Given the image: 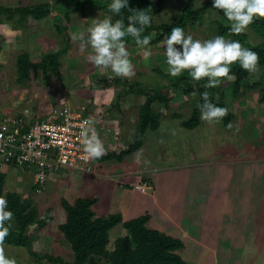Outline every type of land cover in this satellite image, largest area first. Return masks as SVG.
Wrapping results in <instances>:
<instances>
[{
	"label": "rangeland",
	"instance_id": "rangeland-1",
	"mask_svg": "<svg viewBox=\"0 0 264 264\" xmlns=\"http://www.w3.org/2000/svg\"><path fill=\"white\" fill-rule=\"evenodd\" d=\"M62 1L0 0V5L8 7L39 3H48L52 7L49 15L41 19L29 15L23 21L18 17V20L11 22L0 14V119L5 114L10 116L22 113L30 121L36 120L56 106L60 97H64L69 99L70 103L82 107L98 121L105 120L102 122L103 130L108 131L110 127V131H115L116 135L121 133L120 140L123 144L112 146V151L120 153L135 140L141 104L145 100V95L138 91L126 92L127 86H168V65L163 55L164 40L151 43L152 55L148 59L143 57L142 47L136 43H128L129 58L135 75L130 78H117L111 70L104 71L92 65L88 60L92 49L81 48L79 41L71 39L73 32H86L91 20L97 16L102 18L108 10H91L87 4L83 9L81 7L72 10L67 7V11H59L57 5ZM204 1L207 0H195L194 7L202 5ZM186 2L188 0L165 1L161 11L154 15V20L173 21ZM215 19L223 23L228 22L221 12L210 7L203 25L195 28L187 26L185 30L194 38L206 39L216 34ZM14 23L17 24L14 26ZM22 24L24 25L21 26ZM59 24L65 26L71 41L67 54L61 58L60 72L51 75L50 86L35 79L28 85L19 84L15 65L17 56L27 49L33 59H41L45 52L62 48L65 40L57 27ZM246 32L250 41L261 40L252 28L248 27ZM255 73L262 76L255 75L248 79V82L254 81L255 78L261 79L264 87V68H258ZM263 92L258 85L254 90L246 89L245 94L236 95L226 84L225 96L236 115L230 123L231 126H227L222 120L208 123L200 119L198 125L188 127L184 126L182 121L190 117L198 96L184 95L180 89L169 86V102H156L154 105V109L160 114L158 128H149L144 143L123 156L122 160L115 157L116 159H107L97 164V168L103 171H123L126 167L138 175L144 174L148 184L143 185H147V190L142 191L147 193L146 195L151 194L148 192L149 184H152L153 188L157 185L156 189L162 201H166L161 206H166L165 209L169 212L175 211L174 215L184 224L182 232L177 231L178 235L175 236L182 238L185 243L184 248L179 251L186 261L185 264H264ZM111 125L118 126L119 130ZM102 139L106 141L105 136ZM252 159H255L254 164ZM221 163L235 167L234 174H229L226 187L218 182L214 186V172ZM64 170L69 172L68 169ZM33 171L15 166L0 167V172L4 173L3 195L8 192L19 193L23 200L33 203L39 217H44L46 211L51 208L53 218L50 222L43 228H38L35 224L29 225V230L26 231L32 236L33 249L39 253L58 255L68 261L74 259L72 248L59 228L62 213H65L62 200H68L63 188L68 183L71 184L75 196L97 198L93 208L98 215L120 213L124 217L128 214V206L134 205V183L131 187L119 186L117 190L122 195L120 192L117 193L120 196L115 194L114 199L109 202L106 198H98L108 187L103 180L106 177L94 175V169L88 172L74 167L70 172H75L76 175H79L78 171L91 174L99 180L93 182L84 178L74 179L71 175L57 192H52L55 187L52 182H48L41 193L32 189ZM124 191L128 192L127 196H124ZM217 197L221 199L218 198L214 203ZM69 198L74 200L72 196ZM167 203H170V207ZM145 214L152 222V226L148 223L149 227L157 228L154 220L156 221V217L162 215V212L146 208L139 216ZM162 226L165 227V224ZM12 227L17 228L14 217ZM201 229L206 233L207 244L196 239L200 238ZM122 233V223L113 228L109 248H113L114 238ZM5 251L6 255L16 259L17 264H40V261L42 264H54L45 258L39 261L24 246L5 243Z\"/></svg>",
	"mask_w": 264,
	"mask_h": 264
},
{
	"label": "trees",
	"instance_id": "trees-1",
	"mask_svg": "<svg viewBox=\"0 0 264 264\" xmlns=\"http://www.w3.org/2000/svg\"><path fill=\"white\" fill-rule=\"evenodd\" d=\"M165 1L167 0H130V6L133 9H146L151 12L152 23L145 28L142 35L151 34V43L153 44L164 40L173 26L179 25L185 29L187 26L195 28L203 25L206 14L209 8L212 7V1H204L202 5L194 7L195 0H188L179 9L178 16L173 21L156 22L154 15L161 11ZM110 3L111 0H63L57 5V9L59 11H67V7H70L72 10H78L81 7L83 9L89 4L91 10H108V4ZM51 10L52 7L48 3L21 7L0 5V14L4 15L6 20L11 22L14 19L18 20V17L23 21L29 15L34 16L36 19L45 18ZM218 11L222 13V10ZM131 14V12L125 10L121 17L113 16V22L122 19L127 24V19ZM214 22L217 23V26L214 28L216 30L215 35L228 36L231 39L241 41L243 46L252 48L259 54L258 68H264V18L256 19L248 26L261 37V40L254 42L250 41L247 32L240 34L229 33V22L223 23L217 19ZM17 23H14V26ZM57 27L63 33L65 40V45L62 48L45 52L41 59H33L27 49L22 50L17 56L15 65L19 84L28 85V83L35 79L50 86L51 75L60 72L61 58L67 54V51L71 47V41L65 26L59 24ZM127 42L135 43L132 38H128ZM231 72L233 74L232 79L221 78L223 82L215 88L206 89L204 87L206 78L201 81L191 80L187 70L175 77L166 73V76L169 78L167 87L155 85L136 87L134 84L128 85V89H125L126 92L138 91L145 95V100L141 104L135 140L127 148L122 149L120 153L109 151L99 160L104 161L115 157L118 160H122L123 156L136 150L144 143L146 131L149 128L156 129L159 126L160 114L154 109V105L156 102L165 104L169 102V86L180 89L184 95L191 94L195 96L196 94L198 96V101L194 105L190 117L182 121L184 126L194 127L200 123V113L197 103L202 102L200 94L206 90L209 92V98L213 103L228 109L227 115L221 120L229 126L236 115L231 110L225 96V85L228 84L236 95L245 94L246 89L254 90L258 85L264 90L261 79L255 78L254 81L248 82V79L255 77L256 73H249L247 70L242 69L238 63L232 65ZM256 76L261 77L262 75L257 74ZM262 99H264V92ZM50 109L44 113V116L49 113ZM6 116L8 115L5 114L1 118ZM10 116L22 119L26 123V127H29L30 122H28L29 119L25 114H12ZM42 117L39 116L38 118ZM31 121H34V119ZM3 186L4 173L0 172V194L2 195ZM4 195L7 197L8 207L13 211L14 218L17 221V228H11L9 235L5 237L4 243L27 247L29 253L37 257L39 261L45 258L48 262L54 264H185L186 262L179 252L185 246L183 239L149 227V216L147 214L128 220H124L120 213L98 215L93 208L97 199L96 197H79L73 203H70L66 199L62 200L66 219L60 223L59 228L72 248L74 255L72 261L65 260L58 255L39 253L33 249L32 236L26 231L29 230V225L35 224L38 228H43L50 222L53 218L51 208L46 211L44 217H39L38 210L34 207L33 203L30 200H23L19 193L8 192ZM121 223L124 233L115 237L113 248H109L112 230L116 225ZM40 264H42L41 261Z\"/></svg>",
	"mask_w": 264,
	"mask_h": 264
},
{
	"label": "clouds",
	"instance_id": "clouds-1",
	"mask_svg": "<svg viewBox=\"0 0 264 264\" xmlns=\"http://www.w3.org/2000/svg\"><path fill=\"white\" fill-rule=\"evenodd\" d=\"M212 8L222 10L223 16L229 22L228 32L231 34L246 32L254 20L264 18V0H212ZM125 10L132 13L127 24L122 19L113 22V16L121 17ZM151 23L152 15L149 10L133 9L130 0H111L108 12L102 18H93L86 32L75 31L71 39L79 41L81 48L92 49L88 60L96 68L111 70L117 78H130L135 75V70L129 58L128 38H132L137 46L143 48L142 55L148 59L152 55V36L142 33ZM177 45L181 47L178 48ZM163 55L169 75L179 76L187 70L193 81L206 78V89L219 86L223 82L221 78L232 79L231 67L234 63H238L249 73L257 72L259 65V54L252 48L243 46L241 41L221 34L206 39L194 38L179 25L173 26L164 39ZM200 95L202 102L197 103V108L201 120L217 123L227 115L228 109L213 103L207 90ZM88 125L89 121H83L80 133L84 152L93 160L102 159L106 155L104 143L95 128ZM33 180L34 173L32 189L41 193L45 186L42 191H37ZM13 217L14 213L8 207L6 195L0 194V264H17L14 257L6 255L4 243L12 228Z\"/></svg>",
	"mask_w": 264,
	"mask_h": 264
},
{
	"label": "built area",
	"instance_id": "built-area-1",
	"mask_svg": "<svg viewBox=\"0 0 264 264\" xmlns=\"http://www.w3.org/2000/svg\"><path fill=\"white\" fill-rule=\"evenodd\" d=\"M59 102L46 116L29 120V127L12 116L0 119V167L33 169L37 191H42L50 175L61 169L92 170L93 159L84 152L80 134L83 121H89L88 126L94 127L107 145L95 117L67 98L60 97ZM143 185L137 187L146 191L147 185Z\"/></svg>",
	"mask_w": 264,
	"mask_h": 264
},
{
	"label": "crops",
	"instance_id": "crops-1",
	"mask_svg": "<svg viewBox=\"0 0 264 264\" xmlns=\"http://www.w3.org/2000/svg\"><path fill=\"white\" fill-rule=\"evenodd\" d=\"M108 96H110V95H108ZM67 101H69V99H67ZM72 105H74V104H72ZM74 106H77V105H74ZM100 111H102V109ZM103 121H105V120H103ZM102 122L98 121V125H99L100 131H101V137L103 135L106 137L105 142L107 145H105V148H106V152H109V150L111 149V147L113 145L121 146L123 144V141L120 140L121 133H119V135H116L115 131H112V130L110 131L109 126H108L109 127L108 131L105 129L103 130L102 129ZM112 127L119 130L118 126H116V125H113ZM111 135H114V136H111ZM243 159H245V158H243ZM243 159H241L240 161L242 162ZM254 161H255V159H252L253 164H254ZM99 162H100V160H92V165L94 164L92 167L94 169L93 174L94 175L98 174L99 176H101V175L105 176L106 179L103 178V180H104V184H107L108 189H107V191H104V193H102L101 197H98V198H100V199L106 198V199H108V202H109L110 200L114 199L115 194L120 192L117 190L119 186L121 187V186H127L128 185L129 187H131L132 183H134L135 188H133L134 191L132 193V198L134 199V202H133L134 205L132 206V204H130L128 206V208H127L128 214L126 216L124 215V217L122 216L124 220H128V219L138 217L141 214V212L144 211L146 208H151L152 211L159 210L162 212V215L157 216L156 221L154 220V223L157 226L156 229L164 231L167 234H170L173 236H175V234L178 235L177 231L182 232L184 224H182L180 222V220L175 216L176 215L175 211H174V213L169 212L168 210L165 209L166 206H161V205L165 204L166 201L165 200L162 201V197L160 196L159 192L156 189V186H157L156 183H154L156 185L154 188H153L152 184H149L150 186L148 185V189H150V190H148V192H150L151 194H150V196L146 195L147 193H143V191L137 187V185L148 184L144 179V177H146L144 174L138 175V173H133L134 170L127 169L126 167L123 169L124 172L123 171H116V169H112L110 171H103V170H100L97 168V164ZM15 168H17V167H15ZM109 168H111V166ZM78 172H79V175H76L77 173H75V172L72 173L69 170V172L66 173L64 169H61L60 171L57 172L56 175H54L55 173L51 174L48 182H49V184H50V182H52L53 187H55V189L52 192H57L58 188L61 187L66 182L65 180H68L71 178V175L74 176V179L84 178V179H87V180L93 181V182L95 180H99L97 177H95L91 174H85L83 172L81 173L80 171H78ZM234 172H235V167H232L230 164H222L221 163L220 166L217 168L216 172H214V176H215L214 177V180H215L214 186L218 182L221 186L226 187V182L228 181L229 174H234ZM149 179L151 181L150 183H152V178L150 175H149ZM103 185H101V186H103ZM63 190L66 191V195H67L66 198L69 201H71L72 203L75 201V199L79 198L78 195L77 196L74 195L73 189H72L70 183H68L63 188ZM100 192H101V190H100ZM68 193L70 196L74 197V200H73V198H69L70 196H68ZM78 193H81V192H78ZM119 194L122 195L121 192ZM123 194H124V196H127L128 192L124 191ZM120 195H118V196H120ZM145 195L148 197L146 198ZM215 196H217V195L215 194ZM218 198H219V200L221 199L220 197L215 198L214 203L217 202ZM159 199H160V201H159ZM113 205L114 204L112 203L111 204L112 208H113ZM167 206L170 207V203H167ZM64 214H65V218L63 219ZM99 215H102V214H99ZM65 219H66V212L62 213V221L61 222H63ZM148 223L150 224V226H152L151 221H149ZM163 223L165 224V227L162 226ZM176 237H179V236H176ZM200 238H196L197 241H200L203 243L207 242L206 233H205V231L202 232V229H201ZM205 249H207V248H205Z\"/></svg>",
	"mask_w": 264,
	"mask_h": 264
}]
</instances>
